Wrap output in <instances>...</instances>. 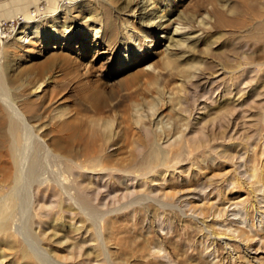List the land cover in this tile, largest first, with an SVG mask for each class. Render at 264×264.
Listing matches in <instances>:
<instances>
[{
    "label": "rangeland",
    "instance_id": "374dc122",
    "mask_svg": "<svg viewBox=\"0 0 264 264\" xmlns=\"http://www.w3.org/2000/svg\"><path fill=\"white\" fill-rule=\"evenodd\" d=\"M152 1L0 0V84L34 133L113 122L112 165L73 171L76 203L32 141L0 264H264V0ZM148 139L165 166L128 169Z\"/></svg>",
    "mask_w": 264,
    "mask_h": 264
},
{
    "label": "bare ground",
    "instance_id": "6f19581e",
    "mask_svg": "<svg viewBox=\"0 0 264 264\" xmlns=\"http://www.w3.org/2000/svg\"><path fill=\"white\" fill-rule=\"evenodd\" d=\"M129 2L132 3L134 10L139 11V13L145 14L152 11V0H129ZM62 7L64 8L65 6L62 5ZM154 15V19H158L161 23L165 20H168L169 18L164 14H157L156 12ZM33 17L34 16H31L29 13L23 14V19L26 21H31L34 19ZM88 19L89 18H86L85 21H89ZM151 24L154 25L155 23L152 22ZM1 25L2 24L0 23V34L2 33ZM26 29L27 27H22L19 30L17 33L19 36H17L16 40L23 41L24 38L27 37V34L29 33H27L28 31H26ZM35 31L36 29H34L32 33H35ZM260 39L264 43L263 34L261 35ZM170 41H172V38ZM192 76L194 77L196 75L193 74ZM40 85L41 84H38L34 89L36 90L40 88ZM0 98L4 103L7 104L12 118L6 131V120L4 117H0V181H4L6 183L12 181L14 184L12 190L0 198V229H2L9 220V212L13 206L12 199L17 197L19 192L24 190L23 188L26 186L27 182L26 179L30 175L29 169L33 161L30 152L32 141L35 140L37 142L40 151L39 157H45L48 169L52 173L56 172L59 178L57 180L59 182V186H61L69 198H71L76 203L73 193L70 189L71 184L74 183L73 171H77L78 169L86 170L88 168V163L105 168L112 165V163L107 160L104 151L106 149L105 144L108 143L111 137L110 131L113 122L107 119L101 120L93 118V120L89 121V126L84 129L83 125L81 126L74 124L73 122L62 118V120H59L56 124L58 127L57 134L53 136L49 143H46V141L39 137V131V133H34L33 125H31V123L28 121L30 118L27 119L25 115L15 107L14 103L10 100L9 95H7L1 84ZM27 109L29 110V108ZM97 109L99 110L100 107L98 106ZM139 110L140 106L133 108V111L137 116L135 117V122L137 124L139 123L140 119L142 120L143 117ZM154 129L155 128H153V131ZM144 146L146 150H144L143 155H140L139 157L136 156L137 159L134 162L131 161L124 164L126 167H128V169H135L136 161L142 162L140 163V169H151V167L154 166L157 167L158 165H164V156L161 151L158 150L157 145L153 141L150 142L148 139ZM114 163L117 166H122L123 164L119 161ZM138 169L139 168L137 167L135 170L138 171ZM138 178L145 179L146 174H139ZM140 196L141 198L149 197L147 194H142Z\"/></svg>",
    "mask_w": 264,
    "mask_h": 264
}]
</instances>
